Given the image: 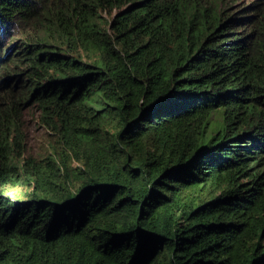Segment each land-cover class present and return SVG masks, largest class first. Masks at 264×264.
<instances>
[{
  "label": "trees",
  "instance_id": "16d2710c",
  "mask_svg": "<svg viewBox=\"0 0 264 264\" xmlns=\"http://www.w3.org/2000/svg\"><path fill=\"white\" fill-rule=\"evenodd\" d=\"M0 264H264V0H0Z\"/></svg>",
  "mask_w": 264,
  "mask_h": 264
},
{
  "label": "rangeland",
  "instance_id": "374dc122",
  "mask_svg": "<svg viewBox=\"0 0 264 264\" xmlns=\"http://www.w3.org/2000/svg\"><path fill=\"white\" fill-rule=\"evenodd\" d=\"M37 110L35 105L26 109L23 131L25 154L40 158L53 152L54 148L60 150V147L56 136L38 120ZM5 189L12 195L25 197L30 185L26 181L15 182L14 184L9 183Z\"/></svg>",
  "mask_w": 264,
  "mask_h": 264
}]
</instances>
